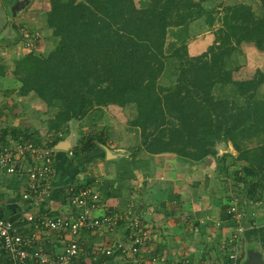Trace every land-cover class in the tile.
I'll return each mask as SVG.
<instances>
[{"label": "trees", "instance_id": "obj_1", "mask_svg": "<svg viewBox=\"0 0 264 264\" xmlns=\"http://www.w3.org/2000/svg\"><path fill=\"white\" fill-rule=\"evenodd\" d=\"M49 1L45 23L58 37L56 44L44 53L30 50L18 55L12 70L20 82L21 95L32 92L54 109L48 128L57 130L58 135L49 145L68 133L70 119L81 118L108 103H135L137 117L133 122L141 126V141L147 152L169 151L194 160L215 153L214 140L220 133L233 139L236 131L253 132L264 127V97L257 93L264 77L261 70L255 71L250 86H246V79L237 82L241 93L250 91L249 97L257 99L253 106H230L212 93L215 79L222 78L223 57L236 49L233 43L252 41L264 49V10L257 15L247 5H225L224 11L221 9L223 28L216 29L215 42L199 54L181 55L179 49L184 42L175 46L173 41L169 47L167 35L173 33L179 38L187 23L201 15L213 23V10L204 7L205 0H186L185 9L175 7L178 0H141L139 6L134 0ZM172 56L178 58L180 73L174 87L161 95L155 91L156 77L164 68L165 57ZM248 118H252L249 123ZM24 130L21 133L28 136V127ZM0 132V139L9 132L13 138L19 136L14 127ZM104 141L101 135L97 139L81 136L73 153L90 151ZM252 159L242 166V172L234 170V181L245 183L237 195L243 203L264 199V144L255 150ZM135 162V158H123L119 167L126 169ZM224 214V219L230 217L227 211ZM122 220L119 218L117 224ZM125 231H129L126 226ZM243 238L258 241L264 254V225L246 229ZM149 241L144 237L143 246L148 247ZM82 257L79 254V262ZM228 261L227 252L224 264Z\"/></svg>", "mask_w": 264, "mask_h": 264}, {"label": "rangeland", "instance_id": "obj_2", "mask_svg": "<svg viewBox=\"0 0 264 264\" xmlns=\"http://www.w3.org/2000/svg\"><path fill=\"white\" fill-rule=\"evenodd\" d=\"M14 1L16 0H0V64L4 65V67H1L0 65V70L4 69V74L0 75V130L2 128L9 129L14 127L18 130L17 134L26 139L25 142L31 141L32 143L38 144V151L43 149L52 150L51 152L54 155V161L52 172L49 175L51 188L47 196H41L37 201L45 200L44 202L46 203V199L44 198H48V196H51L52 198H55L54 196H56V198L67 200L76 195L82 189L88 187L97 193H100L101 190V192L107 191V193L114 195L108 185L111 183L114 184V192L117 188H121L119 182L124 184L125 181L123 180L127 181L134 176L130 171L125 173L122 172L128 169V167L126 169L120 168L122 166L119 167L122 159L132 157L133 159L135 158L138 160V157L140 161H143L145 160L144 157L147 158L148 155L155 154L149 153L145 150L141 141V126L133 122L137 117L135 103L128 102L124 106L116 103L101 104L99 107L93 108L88 114L81 118L70 119L67 123L69 134H65L60 140L49 145V142L58 135L57 130L48 128V119L53 117L54 109L46 106L40 97L32 92H29L26 95H21L18 92L20 82L15 78L12 70L15 65L14 61L18 55L30 50H35L36 53H44L56 44L58 37L53 34V29L48 27L45 23V15L50 7V1L19 0V2H21L19 4H16ZM140 1L141 0H134L137 6L140 5ZM146 1L151 2V0ZM178 1H180V3H177L175 7L185 9L187 1ZM220 2L223 3V1L219 0H208L206 3V6L208 7L206 9L208 11L213 10L211 14L215 16V18L217 17L214 21V24L217 23L214 32L217 28H223L224 17L222 16H224V13L221 9H223L225 5H228L223 3L224 5L220 4L219 7L218 5ZM31 5H33V7L35 6V9H32ZM29 8L32 9V11L37 10L34 13L36 22L32 21L34 18H32V20L30 18L28 23L25 22L31 31L24 32L22 28L27 27L22 26L24 24H21L23 21L22 15L24 11ZM38 11H44V14L42 15L44 21H42V18H36V15L39 16L40 14ZM241 11L244 12V10ZM34 27L35 29H33ZM35 30L38 32L36 33ZM257 30H260V28ZM182 34L183 33H181V35ZM171 37V33H169L167 35L169 47L172 46L171 42L173 41V45L175 46H180V43L184 42L183 46L179 49L180 54L195 55L189 54L187 39L185 37H176L175 40H171ZM233 46L241 51L240 48L237 47L238 43H233ZM231 51L223 57L222 78L215 79L214 85L212 86V93L216 98L227 100L230 103V106L231 104L240 103L252 104L253 106L257 99L255 100L253 97H249V94H251L250 91H244L241 93L239 90L241 86L238 87L237 85L239 80L243 81L244 79H234L231 75L232 66H236L240 61L239 57H235V49L232 52ZM179 73L180 66L178 58H176V56L165 57L164 68L156 77L155 91L161 95L168 92L176 84L175 82ZM254 74L255 72L251 73V75H247V78L245 79L248 80L249 83H247L246 86L251 85ZM257 93L264 97V90L261 89L260 85L257 88ZM231 110L233 111V109ZM251 120L252 118H248L247 123ZM27 127L29 135L24 136L23 133H21V130L25 129L24 131H26ZM165 132L167 131H164V133ZM6 135L10 138L13 136L10 132ZM99 135H101L102 138H105L104 142L97 143V146L92 150L84 151L79 155L73 153L74 147L80 143L79 138L81 136H91L93 139H97ZM263 144L264 127L259 131L253 132L252 129H245L244 132L236 131L233 139L225 137L224 134L220 133V136L214 140L215 153L208 154L204 157V159L208 157L207 161H203L204 159L194 160L176 154L179 159L186 161L185 164L188 166V169L192 168L189 169L190 171L185 170L183 175L188 176L187 180L189 179L190 182L195 184V186L192 187L194 189L188 187V195L195 198H197V195L202 198H207L206 201H209V209L215 208L214 210L216 212V218H213V220L210 218L207 222H215L219 226L221 230L216 232V234L219 233L220 235H225V233L223 234L222 232L223 229L224 232H226L224 237L226 241L230 242V239L228 238L231 236V230L235 224H238V222L247 226L245 230L252 227L248 226V221L251 220L254 221V226L257 224H259V226L264 225V199L262 202L243 203L241 197H239V190L243 189L245 183L234 181V170L240 169L242 172V166L247 164V162L254 160L252 157L255 155V150L259 149ZM56 152H61V156L65 157L61 160V163L55 158ZM200 161L202 162L198 163ZM130 167L132 168V166ZM130 167L129 169H131ZM191 170H195L194 174ZM139 175L141 174L139 173L137 177L134 176L136 182L135 194L138 196H140V193L144 192V186H146L145 182ZM6 176L5 179L13 184L8 193L14 195V197H18L19 188L17 189V186L14 185L17 182L13 176ZM206 180L212 184V187L209 189H207V186L204 184ZM76 186H78L77 191L73 195V190ZM194 190L196 192H194ZM200 194L206 195L200 196ZM133 196L137 198L136 195ZM133 198L130 196L125 203H119V205L116 204L117 206H121L122 210L124 209V211L121 210L119 213L125 218L124 222H128L129 220L132 221L137 219V217H140V222L147 227L148 235L146 238H150V240L154 238H156V240L160 239L161 234L158 233L159 226L157 224L154 225L147 220V215L150 210L145 202L146 199L134 202ZM37 201L34 202L35 204L32 203L33 206L29 203L28 208L31 206L38 208L39 204ZM196 203L198 204V202ZM201 203L203 204V202ZM232 204L243 209L244 214H241L239 219L234 218L231 214L229 218L224 219L222 215ZM143 205H146V207ZM93 210L94 209H92V212ZM114 211L116 210H109L107 212ZM158 222L161 223L162 221ZM161 228L162 227H160V229ZM125 234L126 232L124 235ZM243 235L244 232L239 235L240 243L238 246V249H240L243 256L242 259L244 260L246 253L251 249V251L261 252L264 259L263 250L259 242L255 240L248 241L244 238L242 239ZM221 243H223V241ZM224 244L227 246V243ZM144 248L146 250L147 246H144ZM227 252L228 250H226V253ZM98 256L99 255L93 257V259H97Z\"/></svg>", "mask_w": 264, "mask_h": 264}, {"label": "crops", "instance_id": "obj_3", "mask_svg": "<svg viewBox=\"0 0 264 264\" xmlns=\"http://www.w3.org/2000/svg\"><path fill=\"white\" fill-rule=\"evenodd\" d=\"M219 1H223L224 4L228 5H247L257 15L261 14L264 10V0ZM207 2L208 0L203 1L205 8H208L206 6ZM223 3L220 2L218 6L220 7V4L224 5ZM31 6L32 9H35V6ZM32 9L29 8L24 11L22 15L23 21L21 22V24L24 25L22 26L27 27L25 22L28 23L30 18L31 20L34 18L32 21L36 22L34 13L37 10L32 11ZM38 12H40V14L39 16L36 15V18H42V21H44L42 17L44 11ZM216 24H214V22L208 23V21L204 19V15L194 18L187 23L185 30L182 32L183 34L180 35L179 38L185 37L187 39L189 54L200 53L214 42V29ZM33 29H35V27ZM22 30L24 32L31 31L28 27L22 28ZM171 36V40L176 39L174 35L171 34ZM237 47H239L241 51L235 49V57H239L240 61L236 66H232V77L234 79H245L247 75H251V73H254L257 69L261 70L264 75V50L257 48L252 41L246 40L241 41ZM260 87L264 90V77ZM55 155L59 163L65 158L61 156V152H56ZM144 158L145 160L143 161H137L135 159V164H130L127 170L122 171L124 173L130 171L131 174L136 177L140 173L141 175L139 176H141L146 185L144 186V192L140 193V196L135 194L136 182L134 176L127 181L123 180L125 181L124 184L119 182L121 188H117L114 192V184L111 183L108 187L110 186L109 188H111L110 190L114 195L107 193V191L101 192L100 190V193L98 192L100 197L99 203L94 210V214L107 212L109 210H119L120 212L122 207L117 205H119V203H125L130 196L132 198L134 197V202L146 199L145 202L150 210L147 215V220L159 226L158 233L161 234L160 239L156 240V238H154L150 240L146 248L148 251L141 250L134 255H125L120 254L118 251H114L112 256L99 254L98 259L100 258L101 260L96 259V261H94V255L90 253L93 252V249L96 248L97 245H107L110 241L124 236L126 232L124 220H122L120 224H116L112 230H108L104 235H99L90 229L82 228L79 236L82 249L79 254L83 257L81 262H79L78 255L76 257V262L78 261L79 264H163L160 262L153 263L149 259L150 254L159 253L157 255H166L167 260L165 264H180L179 260L182 257L188 258V264H224L226 249L223 248L221 242L226 232L222 229L225 235L216 234V232L221 230L219 226L215 222H207L210 218L212 220L216 218L215 208L209 209V201H206V197L202 198L197 195V198H195L188 195V187L192 188L195 184L190 182L189 179L187 180L188 176L183 175L185 170L192 168L188 169V166L185 164L186 161L179 159L174 152L165 151L148 155L147 158ZM205 160L207 161L208 157L203 161ZM201 162L202 161L198 163ZM130 166H132V168ZM129 167L131 169H129ZM191 171L194 174L195 170ZM6 177V175H0V214L4 217L13 218L23 232H29L33 225L26 221L25 215L17 212V206L11 202L14 195L8 192L13 184L8 182L5 179ZM14 179L17 182L14 185H16L18 189L21 180L18 177H14ZM204 184L207 186V189L212 187L211 182L208 180H206ZM194 192L196 191L194 190ZM133 195H136L137 198ZM205 195L206 194H200V196ZM54 197L55 198L51 196H48V198L45 197L46 203L44 202L45 200L37 201L39 204L38 208L32 207V204V206L28 208L29 201L22 202V205L29 210L38 209L42 213L50 214H70L78 211V208L73 206L68 199ZM196 202H198V204ZM201 202H203V204ZM143 206L146 207V205ZM122 211H124V209ZM158 221L162 222L159 223ZM160 227L162 228L160 229ZM37 230L38 238L35 245L41 247L42 250L49 255H54L61 251L63 245H65L70 237V235L65 232L43 230L42 228H37ZM241 262H243V259H241L240 264ZM0 264H10V262H7L5 257H2L0 259Z\"/></svg>", "mask_w": 264, "mask_h": 264}, {"label": "built area", "instance_id": "obj_4", "mask_svg": "<svg viewBox=\"0 0 264 264\" xmlns=\"http://www.w3.org/2000/svg\"><path fill=\"white\" fill-rule=\"evenodd\" d=\"M25 140L21 136L10 138L7 135L0 139V175L14 176L21 180L18 197L13 196L11 202L17 206V212L25 215L26 221L32 223L33 227L25 233L13 218L0 214V259L5 257L10 264H28V262L32 264H76L77 262L74 260L82 249L79 240L80 230L82 228L90 229L99 235H104L108 230L114 228L119 218L123 217L118 211L93 214L92 209L99 203V194L89 187L82 189L70 198L71 204L78 208L76 213L50 214L42 213L38 209L25 208L22 202L29 201L32 204L39 197L49 194L51 188L49 175L52 172L54 161L52 150L38 151V144L31 141L25 142ZM227 212L236 219L244 214L243 209L233 204L227 209ZM254 225L253 220L248 221L249 227ZM124 226L129 229L124 236L110 241L107 245H97L93 249V253L97 256L101 253L111 254L118 250L120 254L134 255L145 250L143 241L144 237L148 235L147 227L140 222L138 217L132 221L124 222ZM246 227L245 224L238 222L231 230V236L228 238L230 242L223 239L222 245L225 246L224 243H227L229 258L227 264L240 263L239 235L245 231ZM37 228L65 232L70 237L61 251L49 255L41 247L35 245L38 238ZM146 250L148 251V249ZM149 259L153 263L163 264L167 260L165 254H150ZM179 263L188 264L189 260L187 257H182Z\"/></svg>", "mask_w": 264, "mask_h": 264}, {"label": "water", "instance_id": "obj_5", "mask_svg": "<svg viewBox=\"0 0 264 264\" xmlns=\"http://www.w3.org/2000/svg\"><path fill=\"white\" fill-rule=\"evenodd\" d=\"M251 250H249L246 253L245 258L243 262H241V264H264L262 253L258 251H251Z\"/></svg>", "mask_w": 264, "mask_h": 264}, {"label": "flooded vegetation", "instance_id": "obj_6", "mask_svg": "<svg viewBox=\"0 0 264 264\" xmlns=\"http://www.w3.org/2000/svg\"><path fill=\"white\" fill-rule=\"evenodd\" d=\"M16 4H19V3H21V2H19V0H16V1H14Z\"/></svg>", "mask_w": 264, "mask_h": 264}, {"label": "clouds", "instance_id": "obj_7", "mask_svg": "<svg viewBox=\"0 0 264 264\" xmlns=\"http://www.w3.org/2000/svg\"><path fill=\"white\" fill-rule=\"evenodd\" d=\"M114 252V251H113ZM243 257V256H242ZM242 259V258H241ZM241 259H240V261H241ZM240 264V263H239Z\"/></svg>", "mask_w": 264, "mask_h": 264}]
</instances>
